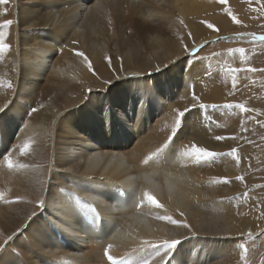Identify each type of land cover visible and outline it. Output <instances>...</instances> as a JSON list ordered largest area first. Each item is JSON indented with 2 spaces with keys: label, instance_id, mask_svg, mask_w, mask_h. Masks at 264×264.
Returning a JSON list of instances; mask_svg holds the SVG:
<instances>
[{
  "label": "bare ground",
  "instance_id": "bare-ground-1",
  "mask_svg": "<svg viewBox=\"0 0 264 264\" xmlns=\"http://www.w3.org/2000/svg\"><path fill=\"white\" fill-rule=\"evenodd\" d=\"M30 1L16 11L13 8L7 16L14 21L7 29L9 35L6 37L11 47L0 54V108L5 109L0 111V157H8L0 160V181L4 179L0 207L13 213L4 215L8 228L0 223V244L8 235L23 229L0 251V264H112L105 254L109 245L111 249L107 253L117 264H142L144 259H149L148 255L154 256V249L143 242L162 244L165 237L166 240L167 237L183 240L179 246L183 251L175 250L167 264H231L236 257L233 252H239L237 241L222 238L242 236L246 230L255 231L264 226V222H257L259 218L253 216L241 219L238 205L231 198V187L228 189L218 182L223 178L218 170L223 166L217 161L219 157L197 164L194 158L183 155L184 146L192 142L217 152L207 125V111L198 109L189 114L173 144L147 164L144 162L163 147L171 135L176 126L177 111L191 106L190 103L174 104L169 106L173 111L168 110L161 103L157 84L167 87L174 82L177 94L189 93L193 78L197 79V74L205 68L193 63L186 72L174 64L162 68V63L179 53V23L187 24L197 45L215 37L216 34L196 29L185 21L187 16L197 15L202 9L211 10L214 0H164L166 6L160 8L146 7L147 3L131 5L129 0ZM167 5L174 11H165ZM232 8L230 6L234 12ZM53 10L58 13L56 21ZM80 12H86L84 17ZM236 16L243 20L242 16ZM127 17L135 21L128 25L119 23ZM76 51L87 55L96 69L95 75L88 69L87 62L75 54ZM115 53L114 58L121 56L114 62L119 60L121 64L109 66L107 58L113 60ZM154 70H158L155 76L141 78L144 71ZM115 72L121 73V77L125 75V79L124 82L118 79V86L114 84L115 89L119 87V92L114 93L113 98L104 105L90 99L84 104L82 115L76 114L82 112L78 108L62 117L53 128L57 116L83 97L77 94L84 88L75 82L101 87L107 76L118 74ZM125 72L137 74V77L128 78ZM17 74L19 80L15 89ZM42 74L46 82L55 86L54 93L41 94L39 88L44 87L38 86L37 78ZM52 77L59 82H54ZM8 82L13 86L11 89L7 87ZM218 91L211 90L207 97ZM220 93L222 95L223 91ZM40 104L45 108L40 109ZM34 107L38 111L33 113ZM154 111L161 113V119L166 123L174 122L173 128L168 129L167 138L158 139L161 141L143 151V145L140 148L136 138L140 136L139 131L144 134L142 139L147 137V131L152 134L155 129L158 131L159 126L153 122L154 126L146 128L154 118ZM226 118L230 124L234 122L230 116ZM12 133L18 141H24L23 145H30L27 152L22 149L15 153L21 155L23 151L24 157L31 155L37 164L32 168L27 166L22 172L15 171L16 165L9 174L7 160L13 153L5 149ZM117 138L121 139L118 144ZM131 138L138 144L128 149L126 144ZM146 192L162 207L149 204L144 197ZM259 196L248 203L251 209L260 204L262 198ZM40 200L44 201V211L49 212L46 217L31 219ZM4 213L0 212L1 215ZM157 216H170L181 223L172 224L158 217L160 223L155 221L156 224ZM197 217L201 221L196 227ZM53 218L58 222L53 224ZM165 225L176 228L178 234L173 237L170 230L168 235ZM59 226L61 232L67 233L63 240L70 242L76 236V243L64 249L57 238ZM192 235L200 236L201 244L188 241ZM219 239L221 243L215 246L213 243ZM201 248L216 253L213 263L212 259L203 261L205 250L197 252ZM259 264H264V259Z\"/></svg>",
  "mask_w": 264,
  "mask_h": 264
},
{
  "label": "rangeland",
  "instance_id": "rangeland-1",
  "mask_svg": "<svg viewBox=\"0 0 264 264\" xmlns=\"http://www.w3.org/2000/svg\"><path fill=\"white\" fill-rule=\"evenodd\" d=\"M129 1L131 5H135V4L139 5L138 3H141V4L143 3V5L141 6H144V4L147 3L148 6L147 4H145L146 7L154 6L156 8H160V6L162 5L166 6L164 0H163L164 2L155 0V3L153 2V0H144L146 2H144L143 0H129ZM147 1L148 2L150 1L153 4L148 3ZM37 2L38 0L30 1V3H37ZM214 2L216 5L214 4V7L210 8L211 10L202 9L200 12H198L197 15L191 14L187 16L185 21L191 24V26L196 27V29H206L207 31H209V33L213 35L216 34L215 37L206 41L207 43L205 42L201 43L205 45L201 49L200 48L201 44L197 45V43L193 42V39L187 30V24L184 22L182 23L180 22L178 26L179 33L177 35V40L179 42L181 41L179 53L174 58H171L167 60L165 63H162L163 64L162 68L164 66H165L164 68H166V67H169L170 64H174L180 68V71H185V72L193 64H200V65L205 66L204 70L200 74L199 73L197 74L198 75L196 76L197 79L193 78V81L190 84L191 85L190 88L192 91L189 93H185V94H177L175 92L177 84H174V82H170L172 85L169 84L167 87H164L162 85L158 86L157 84V89L161 92V97H162L161 103L168 110L171 109L169 106H173L174 104L177 105L180 103H190L192 106L193 104L197 103L193 98V91L195 92V95L199 97L200 103H204L209 106L211 105L217 106L215 108L209 107L205 109V112L207 111L206 113L207 118H208L207 125H209L210 127L209 130H210L211 138L214 139V137L217 135H222L226 137V139L223 141H216L214 139L217 152L226 153L232 148H236L238 149V157H239L238 161L234 158L227 157V156H220L219 158L217 157L218 158L217 161L223 163V166H220L218 170L223 174V178L226 177L231 180V183L225 184L224 186H226L228 189L231 187L230 188L231 193H232L231 198H233L234 201L238 205L237 212L239 213V216L241 217V219L249 218L253 216V218L255 219L259 218L257 222H261V221L264 222V212L262 211V208L264 207V72L254 73V72L246 71V69H248L249 67L256 68V69H264V42L259 41V40H254L250 36H245V38L243 39L236 38L237 33H246V34L254 33L256 35H264V0H227L226 4L220 3V0H214ZM26 4H28V0H23V1L21 0V2L19 3L16 0H10V2L7 5L0 4V22L2 23L4 20H8L7 16L11 13V10L13 8L16 11V9L20 8V5L26 6ZM230 6L233 7L232 9H234V12L231 10L232 14L240 15L243 17L241 24L234 23L231 17L228 15V10ZM82 9H85V8H82ZM168 9L169 10L171 9L172 11H174L172 7L170 8L167 5V8L165 9V11H167ZM5 12L7 14H5ZM81 12H80L81 16L84 17L86 12L85 13H81ZM52 14L56 21L58 19L57 10H53ZM9 19L12 20V18H9ZM133 20L135 21V19H128L127 17L125 20L119 21V23L123 25H128L129 23H132ZM151 20L152 19H150L149 21ZM205 22L214 25L215 28L218 29L219 31H215L213 29L208 28L207 23ZM188 40L189 41L192 40V42L191 41L189 42ZM64 43H66V41ZM185 48H187V51L185 50ZM240 48L244 49L243 53L239 51ZM198 49L199 51H197ZM115 55L116 53L113 54V58ZM117 56H121V54ZM116 57L113 60H111V63L120 65L121 62H119V60L114 62ZM210 62H215V64L213 65ZM12 67L13 69L16 68L15 65H12ZM229 67L239 68L241 70L237 74L238 79H237V84L235 88H233V82H232L231 76H229L225 71ZM157 72L158 70L156 71L154 70L150 72L144 71L142 74H140V76L141 78L146 77V76L152 77V76H155ZM115 73H118V72H115ZM126 73L127 72H125V74ZM111 75L107 76V78L103 80L104 84H101V87L99 85L98 86H95V85L87 86V84L83 85L80 83V81L75 82L76 85H79L81 88H84L83 91H80L77 94L79 97L80 96H83V97H81L80 102L77 101L78 103L76 102L74 106L67 108L66 111L64 110L62 113H60L57 116L56 120L53 122V128L58 124V122L60 121V119H62V117L69 115L71 112H73L74 110L78 108H81L82 112H78V113L76 112V114L82 115L84 113L83 110H85L84 104L88 102L90 99H95L97 103H101L104 105L110 97L113 98L115 96L114 93L119 92L118 90L119 87L115 89L114 84H117L116 82L120 78L122 79L121 80L122 82L125 79L124 78L125 75L123 77H121V73H118L117 75H112V76ZM44 76H45L44 74H42L41 76H38L37 78L38 86L44 87V88H39V87L38 88L40 89L41 94H44L43 92H46V91H49L52 93L53 91L56 90V88L53 84H49L48 82H46V79ZM47 77L50 78V76L48 75ZM127 77L136 78L137 74H128ZM14 78L16 82V85L14 88L16 89L17 82L19 80V75L18 74L15 75ZM52 78H54L55 80L54 82H59V79L55 77H52ZM118 85L119 84H117V86ZM207 85L209 86V88ZM15 89H14V93H15ZM111 89L113 91L110 92ZM215 89L219 91L213 96L210 95L209 97H207L209 94H211V90H215ZM220 90L223 91L222 95L220 93ZM227 104H232L233 107L232 108L225 107V105ZM237 104H244L247 108L254 109L255 111H252L249 113H243L236 107ZM39 108L43 109L45 108V106L40 104ZM32 109H37V108L34 107ZM198 109L199 107L197 106L196 108L192 109V112ZM170 111H173V109H171ZM192 112L189 114H192ZM189 114H187V116ZM226 116H230V118L233 119L234 122L230 124L227 121ZM153 117L154 118L151 119V122L148 123L146 128H149L150 125L152 126L155 125V126H159L158 131L157 129H155L156 131L153 134L151 131H147L145 133V136L147 137L144 139H142V137L144 136V134H142L143 132L139 131L140 136L136 138V141L140 142L139 147L142 148L141 144L143 145V151H144V148H147V146L148 147L152 146L153 144L158 143L164 138H167L168 129L173 128L174 122L166 123L164 120L161 119V113L158 114L157 111H154ZM152 122L154 123V125L152 124ZM167 125L169 127H166ZM161 126L163 127V129ZM217 128L220 131H217L216 130ZM147 134H149L150 136ZM14 135L15 133H12L10 136H8L9 146H7V148L5 149V151H11L14 155L16 154L15 156L13 154L10 156V159L12 157L14 158L11 160L13 163V167L10 169L8 167L9 174L11 173L12 169L13 170L16 169L15 170L16 172H22L23 170H26L25 168L19 169L18 167L14 169V166L16 167V165H19L21 163L26 164L30 168H32L33 166H36L37 164L35 162L34 157H32L31 155H25L24 157L23 155L25 153L23 151L21 152L22 154L24 153L23 155L22 154L20 155V153L19 154L15 153L23 149L20 146L23 147L24 141L23 142L18 141L17 137L15 138L16 135L15 136ZM157 135H158V138H157ZM119 136L121 135L119 134ZM232 137H235V139H233ZM133 138L130 139V143L126 144V147L128 149L136 145V143L138 144V142H135V144L133 143V140H132ZM139 138H141L142 140ZM158 139H161V140H158ZM120 140H121L120 138H117L116 144L120 143ZM51 141L52 143L54 142L53 137ZM146 141L149 144L146 143ZM5 151L3 150L4 153ZM3 158H4V155L0 157V160ZM7 158L8 157L4 159H7ZM21 158L23 159L24 163L21 162L22 161ZM17 161H19L20 163L19 162L15 163ZM81 163L78 164L79 167L81 166ZM240 176L243 177L242 181L236 179V177H240ZM49 178L50 177L48 176L47 183L50 182ZM1 183L2 184L4 183V179L0 181V186H1L0 191L2 190L1 188L3 187ZM45 192H47V187L45 189ZM257 196H259V198H262L260 201V204L257 206L256 205L253 206V209H251L248 203L250 202L251 199H255ZM44 209H45V204L43 207L38 206L35 212L32 213L31 219L37 216L46 217V214L49 212V210L44 211ZM9 211L10 209H8L7 211L6 209H3V207L0 210L1 213H4L2 215L0 214V216H2V219H0V223H3L5 227L7 228L9 226L7 224V219L4 218L5 217L4 215L6 214L13 215V213ZM158 217L159 216L155 218L154 223L159 222V219H157ZM195 220H196L195 222L196 227L198 225L200 226V222H199L201 221L200 218L197 217V219ZM57 222L58 220L56 218H53L52 223L54 224ZM165 227H166L165 229L168 235H170L169 233L170 230H171L170 231L171 235H173V237L178 234V231L176 228L175 229L167 228L166 225ZM259 228L256 229L255 231L246 230L244 232V235L242 236L240 235L238 237H231V239L229 236H228L229 239L228 237L222 238V240L224 241L225 240L226 241H232V240L237 241L236 246L239 252L238 253H236L235 251L233 252V254H236V257L232 260L231 264H235V262L236 264L238 263L239 264H259L260 261L264 259V226H261ZM73 230H74L73 232H75L77 229L74 227ZM59 231L60 232H58L59 235L57 236V238L61 240V245L64 249L70 247L71 243H76L78 237L73 236L72 238L73 240H71L70 242H66L65 240H63V237H65L67 233L61 232L62 228L60 226H59ZM167 238H168L167 240H169V237ZM55 239L56 237H54V240ZM155 239L157 240V238ZM165 240H166V237H165ZM194 240L196 241V243L201 244L200 236L192 235L188 238V241H194ZM220 240L221 239L218 240L219 242L216 241L213 244L215 246L217 244H220L221 243ZM182 242L183 240L181 241L180 244L177 245L175 250L178 251L180 249V251H183L182 247H179V246H182ZM240 244H243L244 248L248 250L246 253L244 252V249L240 248ZM54 246H56V244H54ZM44 247L46 250H48L47 246H44ZM110 249L108 248L107 252H109ZM204 250H205L204 248H201L197 252L199 251L201 252ZM207 250L204 251V255L202 259L203 261H209L210 259H212L211 263H213V260H215L213 258H215L216 253L213 250H208V251ZM172 255H174V252L165 256L164 260H161V258H158L159 256L157 257L153 255L151 256L148 255L147 258L148 257L151 258L152 264H165V263H162V261L166 262L168 259H170V257H172Z\"/></svg>",
  "mask_w": 264,
  "mask_h": 264
},
{
  "label": "snow or ice",
  "instance_id": "snow-or-ice-1",
  "mask_svg": "<svg viewBox=\"0 0 264 264\" xmlns=\"http://www.w3.org/2000/svg\"><path fill=\"white\" fill-rule=\"evenodd\" d=\"M9 2H10V0H0V4H4V5H7ZM220 3L226 4L227 0H220ZM5 14H7V13L5 12ZM228 15L231 17V19H232V21L234 23H236V24H241L242 23V21H240L237 18L236 15L232 14L230 8L228 10ZM13 23H14V21L11 20V19L4 20L2 23H0V29L5 30V31H0V54H3V53H5V52L10 50L11 46H10L9 43L6 42V37L9 35L7 29H9L10 26ZM205 23H207V22H205ZM207 27L210 28V29H213L215 31H219L218 29L215 28L214 25H212L210 23H207ZM245 36H250L254 40H259V41L264 42V35H256L254 33H251V34L237 33L236 38L237 39H243V38H245ZM73 43H76V41H73ZM205 43H207V42H205ZM204 46L205 45L202 44V45H200V48L202 49ZM185 50L187 51V48H185ZM197 51H199V49ZM239 51L241 53H243L244 49L240 48ZM75 54L77 56L81 57L82 59H84L87 62L88 69L91 72H93V74L95 75L96 74V69L93 68V65H92L91 61L88 60L87 55L85 53L79 52V51H76ZM107 59H108V63H109V66H110L111 65V57H109ZM225 71H226V73L229 76H231V79H232V82H233V88H235L236 84H237V79H238V75L237 74L241 70L239 68L229 67ZM246 71H250V72H254L255 73V72H264V69H256V68L249 67L248 69H246ZM7 87L9 89H11L13 87L11 82H8ZM193 98H194V100L197 103L193 104L189 108L184 109L183 111H177L176 120H175V125L176 126L171 130V135L168 136L167 141L164 143L163 147L158 148L156 150V152L152 153L150 156L147 157V159L144 161L145 164H147L149 161L153 160L154 158L158 157L160 153L164 152L166 149L169 148L170 145L173 144V141L177 138V134L180 132L181 128L186 123L187 114L191 113L193 108H196L198 106L199 109L203 110V109H207L209 107H212V108L217 107L216 105L209 106L207 104L200 103L199 102V97L195 95L194 91H193ZM225 107L232 108L233 105L232 104H227V105H225ZM236 107L243 113H249V112L255 111L254 109L247 108L244 104H237ZM4 110L5 109L0 108V111H4ZM31 111L34 113V112H36L38 110L37 109H31ZM232 138L235 139V137H232ZM214 139L216 141H223V140L226 139V137L222 136V135H217V136L214 137ZM29 147H30V145L25 143L23 145V150L25 152H27ZM183 155L187 156V157H190V158H194V160H195V162L197 164H199L201 162L211 161V160H213V159H215L217 157H220V156H227V157L234 158L237 161L239 160L238 149H236V148H232L231 150H229L226 153H220V152H216V151L210 150L207 147L199 146V145H197L194 142L190 143L189 145H185L184 146ZM7 166L9 168L13 167V163H12L11 159L7 160ZM17 167L26 168L27 165L26 164H20V165H17ZM236 179L242 181L243 177L242 176L236 177ZM218 182L224 183V184H228V183H231V180L229 178L225 177V178H221ZM3 196H4V194L0 193V199H2ZM144 197H145V199L147 200V202L149 204L154 205L157 208H161L162 207V205L159 204V202L152 195L148 194L147 192L144 194ZM17 199H19V198H17ZM141 203H143V200L141 201ZM38 205L40 207H43L44 206V201L43 200L38 201ZM159 218L162 219V220H165L167 222H170L172 224H180L181 223L180 221H177V220H175L174 218H172L170 216H161ZM184 226L187 227V225H184ZM25 227H27V226H25ZM22 231H23V229H21L19 232L15 233L13 235H8L4 239L3 243L0 244V251H3L5 249V247L7 245H9V242L12 241ZM249 235H250V233H249ZM143 243H144V245L150 246V247H152L154 249V256H159L161 258V260H164L165 256H167L169 253L175 251L177 245L180 244L181 241L177 240V239H172V240H164L162 244H155V243H153L151 241L145 240ZM109 248H111V245H109ZM240 248L244 249L245 253L247 252V249L244 248L243 244H240ZM161 250H163V254H162ZM105 254L108 257V260L112 262V264H117V262L114 260V258L111 255H108L107 252ZM142 264H151V258L144 259L142 261ZM165 264H167V262H165Z\"/></svg>",
  "mask_w": 264,
  "mask_h": 264
}]
</instances>
